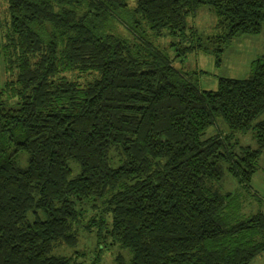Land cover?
<instances>
[{"label":"trees","instance_id":"trees-1","mask_svg":"<svg viewBox=\"0 0 264 264\" xmlns=\"http://www.w3.org/2000/svg\"><path fill=\"white\" fill-rule=\"evenodd\" d=\"M7 2L0 264H85L116 246L131 256L113 264H250L264 252V200L251 189L264 150V55L216 90L173 64L203 50L221 65L232 39L261 33L264 0ZM206 5L217 22L202 37L188 19ZM250 131L257 148L237 138ZM225 173L240 191L220 190ZM242 192L263 207L242 214ZM84 233L92 249L76 248Z\"/></svg>","mask_w":264,"mask_h":264},{"label":"rangeland","instance_id":"rangeland-1","mask_svg":"<svg viewBox=\"0 0 264 264\" xmlns=\"http://www.w3.org/2000/svg\"><path fill=\"white\" fill-rule=\"evenodd\" d=\"M10 20L9 5L7 0H0V92L5 88L8 79H11V72L7 69L6 62L2 55L1 44L3 39V33L6 29V25ZM217 22V16L215 12L209 6L200 7L195 16H191L188 19V25L194 27L198 34L202 37H208L215 32V23ZM124 32L126 30L124 29ZM176 37L175 39H179ZM186 44L183 43L182 46ZM174 51L172 55H175ZM264 55V22L262 25V31L258 35H239L231 40L228 44L226 51L223 54V63L218 65L216 63V57L212 52H206L203 50H194L189 52L185 57H176L173 64L178 69L187 72L192 75V79L197 81L199 87L204 90H216L218 88V82L220 77H234V78H246L250 74V64L253 59ZM5 103L8 106L17 107L19 99L17 97L3 96ZM264 118V114L260 117ZM222 121V120H221ZM223 123V121H222ZM222 129H227V124L224 122ZM216 127H212L208 130L207 135L216 132ZM215 130V131H214ZM242 145H248L253 148H257L258 144L254 133L252 131L248 133L237 134ZM24 166L27 164V156H24V163H19ZM218 186L221 191H240V185L238 180L225 173L223 179L219 182ZM251 189L253 193H256L259 198L264 200V150L259 160L258 169L252 177ZM242 191V190H241ZM242 198L239 200L242 214H251L257 212L263 204L258 200L250 197L249 194L242 192ZM95 241L88 234L84 233L80 237L79 248L81 250L89 247L93 248ZM74 248L67 246H60L55 253L72 254ZM118 253L124 254L126 257H130L131 253L121 247H107L99 255L96 252L89 253L86 258L85 264H92L94 259L98 255V264H113L114 258ZM250 264H264V252L259 254Z\"/></svg>","mask_w":264,"mask_h":264},{"label":"crops","instance_id":"crops-1","mask_svg":"<svg viewBox=\"0 0 264 264\" xmlns=\"http://www.w3.org/2000/svg\"><path fill=\"white\" fill-rule=\"evenodd\" d=\"M250 70V69H249Z\"/></svg>","mask_w":264,"mask_h":264}]
</instances>
